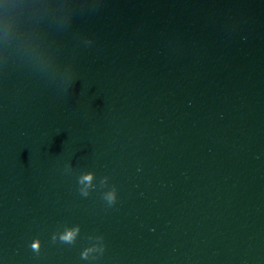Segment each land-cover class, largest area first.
<instances>
[{
    "label": "water",
    "instance_id": "water-1",
    "mask_svg": "<svg viewBox=\"0 0 264 264\" xmlns=\"http://www.w3.org/2000/svg\"><path fill=\"white\" fill-rule=\"evenodd\" d=\"M0 264H264V0H0Z\"/></svg>",
    "mask_w": 264,
    "mask_h": 264
},
{
    "label": "clouds",
    "instance_id": "clouds-1",
    "mask_svg": "<svg viewBox=\"0 0 264 264\" xmlns=\"http://www.w3.org/2000/svg\"><path fill=\"white\" fill-rule=\"evenodd\" d=\"M82 180H91V176L89 175V176H85V177H83L82 178ZM86 194V193H85ZM109 200L110 201H114V199H115V196H114V194H110L109 195ZM78 231V229H74V230H68L67 232H65L64 234H62L61 236H60V239L62 240V241H64V242H68V243H71L73 240H74V238H75V233ZM55 238V237H54ZM38 242L37 243H34L33 244V248H36V249H38ZM86 255V254H85Z\"/></svg>",
    "mask_w": 264,
    "mask_h": 264
}]
</instances>
